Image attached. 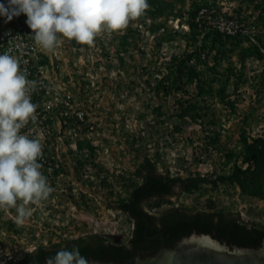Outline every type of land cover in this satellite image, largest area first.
I'll return each instance as SVG.
<instances>
[{"label":"trees","instance_id":"trees-1","mask_svg":"<svg viewBox=\"0 0 264 264\" xmlns=\"http://www.w3.org/2000/svg\"><path fill=\"white\" fill-rule=\"evenodd\" d=\"M189 6L184 8L185 0H148L150 9L146 15L150 19H162L151 32L162 29L163 41L156 39L155 52L157 63L159 57L164 63L165 72L155 64L144 66L146 73H155L152 85L155 97L166 100L172 95L176 101L177 122L182 124L207 125L210 133H206L205 144L219 153L224 160V167L213 173L188 172L185 176H171L162 172L157 165L159 153L154 156L140 154L136 151L138 162L131 175L137 182L130 183L126 196L110 202L109 207L119 210L129 224V237L124 242L105 240L100 234L86 233L82 236L60 239L54 243L37 244L33 248L16 256L2 254L1 264H45V258L65 246H79L80 253L86 258L114 263H131L138 254H150L157 250L160 237L152 238L161 233L166 246H174L183 236L191 233H207L229 247H248L257 249L264 244V222L255 219L248 222L241 220L239 211L216 209L213 200H206L202 207H188L172 205L169 199L180 188V193H190L205 186L215 189L220 185L236 187L247 198L264 199V129L256 134H250L241 124L237 133V144L233 147H224L220 141V130L215 128L217 120L214 112L210 111L208 101L213 100L223 104L230 111L236 108L239 85L247 83L249 78L246 71V62L264 58L261 48L264 49V32L256 31V23L249 22L246 16L223 11L226 17H237L243 26L252 29L251 34H225L218 29L209 27L205 20H196L201 7L210 8L209 0H187ZM243 1V0H242ZM247 8L260 10L263 14L258 20L264 26V0H248ZM220 10L215 0L210 2ZM171 17L178 19V24H186L187 29L178 28L169 31L166 20ZM144 21V19L142 20ZM253 27V28H252ZM138 28L127 27L123 34L118 35L119 42L116 51L117 57L122 59L125 54L131 53L136 47ZM182 40L180 42L177 38ZM170 41L173 44H170ZM167 50V55H159ZM133 49V50H132ZM139 50V48H138ZM42 62H47L43 56ZM124 62V61H123ZM163 65V64H162ZM261 85L259 92L264 95V79L258 81ZM192 88L190 97H185L187 87ZM237 86V87H236ZM236 87V88H235ZM182 93V94H181ZM235 112V110H234ZM246 120L242 116V123ZM163 122L162 119H160ZM180 131V126L173 127ZM88 139L77 140L78 147H89L93 150ZM112 174L113 169L106 174ZM110 176V175H109ZM121 178H124L121 175ZM127 181V182H128ZM64 190L58 194L57 200L64 195L73 196L74 185L62 184ZM100 186L110 188V182L104 177ZM70 193V194H69ZM55 193L52 192L50 198ZM84 198V192H77ZM49 198V199H50ZM59 201V200H58ZM146 201L143 207L142 202ZM172 205L163 208L161 205ZM44 209H51V204L43 205ZM41 206V207H42ZM161 206V207H160ZM37 207L34 212L37 219L48 222V216L42 215L43 210ZM159 207V208H158ZM132 215V220H130ZM14 232L17 227L9 224ZM146 231V236L144 232Z\"/></svg>","mask_w":264,"mask_h":264},{"label":"rangeland","instance_id":"rangeland-1","mask_svg":"<svg viewBox=\"0 0 264 264\" xmlns=\"http://www.w3.org/2000/svg\"><path fill=\"white\" fill-rule=\"evenodd\" d=\"M182 6L186 8L189 2L185 0ZM159 21L162 19H150L143 15L129 24V27L140 31L137 33L136 47L122 59L117 57L116 51L118 35L125 31L100 34L95 39L94 47L81 46V53L74 56V61H68L71 58L66 55L67 63L74 62L72 66L75 71L70 64L65 69L76 72L72 73L75 78L73 92L81 98V104L90 110L98 130L99 146L94 155L97 165L91 172H87V178L82 180L79 188L74 187L73 196L64 195L59 201L53 198L50 211L42 213L45 216L47 214L48 222L37 219L33 213L24 226H17L13 220L14 210L0 211V256H16L40 243H54L86 233H120L123 234L121 242L126 240V218L108 204L126 196L129 190L128 180L130 183L137 182L131 175L139 160L135 157L136 151L133 148H139L140 154L148 156L159 153V170L168 172L171 176H185L194 171L213 173L221 166L224 167V160L219 153L205 144V132L210 133V128L213 127L193 123L181 125L177 122L175 98L172 95H167L166 100L155 97L152 89L155 73L148 74L143 67L157 64L165 72L163 59L159 57L157 63L158 56L155 52L158 47L156 39L163 41L162 29L151 32ZM166 24L170 30L174 27V22L167 21ZM170 44L173 42L170 41ZM246 71L249 81L235 87L238 89L235 112L213 100L207 102L210 111L214 112L217 120L215 128L220 130V141L224 147L237 144L241 124L250 134L264 129V95L258 91L261 86L258 81L264 79V58L247 61ZM191 92L192 88L188 86L187 93L183 94L190 97ZM243 115L246 117L244 123ZM176 125L180 126V131L174 130ZM110 168L113 173L106 174ZM104 177L109 179L111 191L100 186ZM79 189L84 192V198L77 194ZM169 199L172 205L194 208L202 207L210 199L216 209L239 211L244 222L251 219L264 222V199L247 198L236 187L220 185L211 189L205 186L185 194L180 193V188L176 187ZM172 205L163 203L161 206L168 208ZM9 224L17 227L18 231L14 232Z\"/></svg>","mask_w":264,"mask_h":264},{"label":"clouds","instance_id":"clouds-1","mask_svg":"<svg viewBox=\"0 0 264 264\" xmlns=\"http://www.w3.org/2000/svg\"><path fill=\"white\" fill-rule=\"evenodd\" d=\"M149 9L148 0H7V3L0 2V17L8 22L13 17L25 15V23L32 30L35 46L45 53L59 50L64 77L58 83L70 90L81 103V98L73 92L75 78L72 73L76 72L65 69L67 64L72 66L74 62L67 63L66 55L71 58L68 61H74L81 46L94 47L95 39L100 34L122 33L131 22L146 15ZM167 21L174 22L171 30L166 26ZM165 24L169 31L188 28L186 24L179 25L178 19L171 17ZM176 39L182 42L178 36ZM16 49L20 53L19 57L12 55L11 49L0 54V211L14 210V222L17 226H24L33 216L35 208L49 200L54 189L41 171L39 160L43 154L42 143L38 138H30L21 131L29 122L37 121L39 105L32 101V94L42 84L29 79L27 69L21 67L24 48L17 44ZM72 67L75 71V67ZM77 81L80 85L79 79ZM85 108L91 116L90 110ZM93 125L95 132L94 122ZM84 131L82 129V133ZM94 132L90 138L84 137L94 147L92 151L84 146L88 149L86 155L76 160V150H69L64 155L68 166L64 169L66 177L63 184L79 188L82 180L87 178V172L97 165L94 155L99 146L98 130L96 137L93 136ZM74 163L80 166L75 167ZM57 196L55 193L51 198L57 199ZM45 264H89V260L80 253L79 246L72 245L71 248L65 246L54 255L47 256Z\"/></svg>","mask_w":264,"mask_h":264},{"label":"built area","instance_id":"built-area-1","mask_svg":"<svg viewBox=\"0 0 264 264\" xmlns=\"http://www.w3.org/2000/svg\"><path fill=\"white\" fill-rule=\"evenodd\" d=\"M7 3V0H0ZM210 8L201 7L196 15V20H205L206 24L225 34H251L252 29L243 26L237 17H226L222 10H217L209 3ZM26 16L21 14L13 17L11 21L5 22L4 17H0V54L9 49L11 54L20 56L16 49L17 44L24 48V55L21 57V67L26 68L29 79L36 80L42 84L37 91L32 94V101L37 103V121L29 124L22 129V133L30 138H38L42 143L41 163L42 173L48 178L49 184L54 189V193L62 194L64 190L62 184L66 177L64 169L68 166L64 155L69 150H76L75 160L86 155L87 147L79 149L77 140L90 138L94 132L92 117L88 110L83 106L74 94L58 81L64 75L61 71L59 50L45 53L35 46L32 39V30L25 23ZM81 53V50L78 49ZM264 54V49L261 48ZM46 56L47 62H42ZM24 61H27L25 64ZM82 129H85L82 133ZM79 167V163H74ZM53 204V198L45 201L44 205ZM41 209L50 211V209Z\"/></svg>","mask_w":264,"mask_h":264},{"label":"water","instance_id":"water-1","mask_svg":"<svg viewBox=\"0 0 264 264\" xmlns=\"http://www.w3.org/2000/svg\"><path fill=\"white\" fill-rule=\"evenodd\" d=\"M153 237L161 238L160 246L153 254L136 257L131 263L89 258V264H264V244L257 249L229 247L210 234L194 232L183 236L174 246H166L161 233Z\"/></svg>","mask_w":264,"mask_h":264},{"label":"crops","instance_id":"crops-1","mask_svg":"<svg viewBox=\"0 0 264 264\" xmlns=\"http://www.w3.org/2000/svg\"><path fill=\"white\" fill-rule=\"evenodd\" d=\"M215 1H216V4H218L219 7L223 11L230 12L232 13V15L238 14L236 12L237 10L240 16H246L245 13H247V16H246L247 21L256 23L255 25L256 31L259 32V30H261L264 32V26L262 25L260 21H258L261 18V15L263 13L260 12V10L258 11L257 9L253 10L252 8L250 9L247 8L248 5H251L249 4L250 2H248V0H243V1L242 0H215Z\"/></svg>","mask_w":264,"mask_h":264},{"label":"flooded vegetation","instance_id":"flooded-vegetation-1","mask_svg":"<svg viewBox=\"0 0 264 264\" xmlns=\"http://www.w3.org/2000/svg\"><path fill=\"white\" fill-rule=\"evenodd\" d=\"M145 204H146V201H144V202H142V204L141 205H143V207L145 206ZM112 208V207H111ZM115 211H117V212H119L120 213V211L119 210H115ZM131 219L130 220H132V215H131V217H130ZM127 223H128V231H127V233H125L124 235H126V237L128 238L129 237V224H131L132 223V221L131 222H129V221H127ZM131 226H132V224H131ZM80 236H82V235H80ZM100 236H102L105 240H112L113 242H120L121 241V236H123V234H120V233H118V234H113V233H106V232H104L103 234H100ZM77 237V236H76ZM127 238H126V240H127ZM153 238H156V237H152V238H150V239H153ZM126 240H124V241H126ZM123 241V242H124ZM160 242H161V239H160ZM159 246H160V243H159ZM159 246H158V248H159ZM157 248V249H158ZM154 253V252H153ZM153 253H150V254H153ZM149 253L148 254H146V253H144V254H138L136 257H144V256H146V255H150ZM134 261V260H133Z\"/></svg>","mask_w":264,"mask_h":264}]
</instances>
